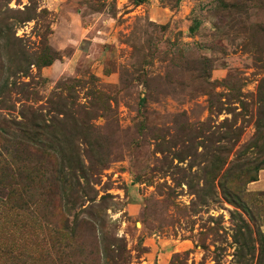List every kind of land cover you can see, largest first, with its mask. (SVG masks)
Instances as JSON below:
<instances>
[{
	"label": "rangeland",
	"instance_id": "374dc122",
	"mask_svg": "<svg viewBox=\"0 0 264 264\" xmlns=\"http://www.w3.org/2000/svg\"><path fill=\"white\" fill-rule=\"evenodd\" d=\"M0 264H264V0H0Z\"/></svg>",
	"mask_w": 264,
	"mask_h": 264
},
{
	"label": "trees",
	"instance_id": "16d2710c",
	"mask_svg": "<svg viewBox=\"0 0 264 264\" xmlns=\"http://www.w3.org/2000/svg\"><path fill=\"white\" fill-rule=\"evenodd\" d=\"M260 170V168H258L256 171L258 172ZM256 181V178L251 176V182H255ZM66 202H65V206L67 208H70V209H75V207L79 204V200H81V198H79L77 196L76 193H74V195H70L68 198H66Z\"/></svg>",
	"mask_w": 264,
	"mask_h": 264
}]
</instances>
